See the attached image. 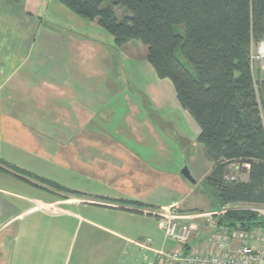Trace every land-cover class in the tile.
<instances>
[{"label":"crops","instance_id":"1","mask_svg":"<svg viewBox=\"0 0 264 264\" xmlns=\"http://www.w3.org/2000/svg\"><path fill=\"white\" fill-rule=\"evenodd\" d=\"M114 45L56 0H0V264H161L178 246L158 214L210 191L173 83L140 42ZM185 222L205 249L216 230Z\"/></svg>","mask_w":264,"mask_h":264},{"label":"trees","instance_id":"2","mask_svg":"<svg viewBox=\"0 0 264 264\" xmlns=\"http://www.w3.org/2000/svg\"><path fill=\"white\" fill-rule=\"evenodd\" d=\"M56 1L97 21L116 48L131 41L147 48L158 77L173 83L201 128L198 141L214 164L206 184L218 208L264 205V75L251 61L253 46L264 41V0ZM234 164L246 181L226 180ZM247 216L235 211L226 220Z\"/></svg>","mask_w":264,"mask_h":264},{"label":"built area","instance_id":"3","mask_svg":"<svg viewBox=\"0 0 264 264\" xmlns=\"http://www.w3.org/2000/svg\"><path fill=\"white\" fill-rule=\"evenodd\" d=\"M254 47V46H253ZM264 56V41L257 46ZM252 48V67L259 63L264 73L263 60ZM262 60V61H261ZM255 70V68H254ZM235 211L249 212L239 221H227L230 210L221 208L208 213L182 214L178 207L164 209L158 214L159 225L166 238L178 248L173 251L158 252L161 264H264V205H248ZM204 220L216 230L205 242V249L193 244L196 233L193 225L185 221ZM198 235V234H196ZM199 239V235L196 236Z\"/></svg>","mask_w":264,"mask_h":264},{"label":"rangeland","instance_id":"4","mask_svg":"<svg viewBox=\"0 0 264 264\" xmlns=\"http://www.w3.org/2000/svg\"><path fill=\"white\" fill-rule=\"evenodd\" d=\"M117 15H118L119 18L122 17L121 16L122 14H121L120 11L117 12ZM178 30H180V29L178 28ZM86 33H87V36H89L88 38H91V39H102L101 36L98 33H96L95 30L88 29V30H86ZM253 49H254L255 54L258 55L257 57H259L260 59H262L264 61V56H262L263 53L260 54L259 50H258V53H257L256 45H254ZM137 53H139V51ZM253 66H254L256 71L260 70L259 73H260L261 76L264 75V73L261 71V66H260L259 63L255 62L253 64ZM263 66H264V62H263ZM230 171H231V178H234V179H236L237 181H240V182H244V181L247 180V174L245 173L244 170L240 169V166L238 164H234V165L230 166ZM198 192L199 193L200 192H204V193L207 194V196L205 194V196L203 195L201 197V201L199 200V202H197V203L193 202V206H192L193 208H192V210H190L192 212V214H195L194 212H200V211L209 210L211 208L209 206L210 202H211V204H210L211 206L213 204L215 205V210H219V209L224 208V207L227 208L228 210H230L229 215L234 214L235 210H237V209H242V208L248 206V205H245V204H237V205H229V206H223L221 208H218L217 204H215L214 201L211 198L212 194L214 193L212 189H210V191H209L208 187H206V188L201 187V189H199ZM200 195H201V193H200ZM196 196H199V195L197 194ZM209 200H210V202H209ZM229 215L227 216V218L229 217Z\"/></svg>","mask_w":264,"mask_h":264},{"label":"water","instance_id":"5","mask_svg":"<svg viewBox=\"0 0 264 264\" xmlns=\"http://www.w3.org/2000/svg\"><path fill=\"white\" fill-rule=\"evenodd\" d=\"M182 175L187 179L189 180L190 182H193L194 183V180L192 179L191 175H190V172L188 170L187 167H185L182 171ZM231 179H233V181H235L236 179L234 178H231V171H230V168L227 169L226 171V180L227 181H230Z\"/></svg>","mask_w":264,"mask_h":264}]
</instances>
